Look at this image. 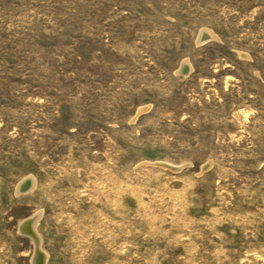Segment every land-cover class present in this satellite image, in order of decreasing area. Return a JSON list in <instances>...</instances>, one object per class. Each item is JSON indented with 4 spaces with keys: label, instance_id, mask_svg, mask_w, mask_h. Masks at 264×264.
Masks as SVG:
<instances>
[{
    "label": "rangeland",
    "instance_id": "374dc122",
    "mask_svg": "<svg viewBox=\"0 0 264 264\" xmlns=\"http://www.w3.org/2000/svg\"><path fill=\"white\" fill-rule=\"evenodd\" d=\"M36 212L45 264H264V0H0V264Z\"/></svg>",
    "mask_w": 264,
    "mask_h": 264
},
{
    "label": "bare ground",
    "instance_id": "6f19581e",
    "mask_svg": "<svg viewBox=\"0 0 264 264\" xmlns=\"http://www.w3.org/2000/svg\"><path fill=\"white\" fill-rule=\"evenodd\" d=\"M201 37L203 36L204 38L202 39V40H200V41H202V42H206V41H208L209 39H212V38H214V34L209 30V29H202L201 31H200V34H199ZM244 54H246V53H244ZM243 54V55H244ZM245 56V55H244ZM186 67V69L187 68H189V69H191V65H190V63L187 61V60H185L183 63H182V65H181V67H180V69H182L183 67ZM186 72V71H185ZM163 165H166V166H170V167H176L178 170L181 168V166H178V165H176V164H172V163H168V162H163L162 163ZM29 180H27V178H24L21 182H20V184H19V186H22V185H24V188H27L29 185H30V178H28ZM32 185H33V183H32ZM21 190H23V189H21ZM39 216H40V214L38 213V212H36V214H33V215H31L30 217H28V218H26V219H24V220H22L21 221V225L25 222V221H27V220H29V222H30V224L29 225H27V228H29L33 233H34V235H35V237H33V236H31L30 235V237L32 238V240H34V241H36L37 242V245H38V247H36V249L35 250H40L41 252H40V255L38 256V258H37V261H38V263L39 262H41V258H42V256L44 257L45 256V252L43 251V249H42V247H41V237L39 236V234H38V232H37V230H35V228H36V223H37V221H38V218H39ZM23 234H25V233H23ZM45 258V257H44ZM47 258V257H46ZM46 260V259H45ZM32 264H34V261L32 260Z\"/></svg>",
    "mask_w": 264,
    "mask_h": 264
},
{
    "label": "water",
    "instance_id": "95a60500",
    "mask_svg": "<svg viewBox=\"0 0 264 264\" xmlns=\"http://www.w3.org/2000/svg\"><path fill=\"white\" fill-rule=\"evenodd\" d=\"M186 71V72H185ZM187 69H186V67H184V68H182L181 70H180V72L181 73H187ZM159 165H161V164H159ZM166 168H168V169H170V170H172V171H177L178 169L176 168V167H169V166H166V165H164ZM20 189H27V188H24V185H22V187L20 188ZM30 224V222H29V220H27V221H25L21 226H20V230H21V232L22 233H25L26 235H28V236H33V237H35V235H34V233L29 229V228H27V225H29ZM40 250H36L35 251V253H34V257H33V261H34V264H45V256L43 257L42 256V258H41V262H39L38 263V261H37V258H38V256L40 255Z\"/></svg>",
    "mask_w": 264,
    "mask_h": 264
}]
</instances>
